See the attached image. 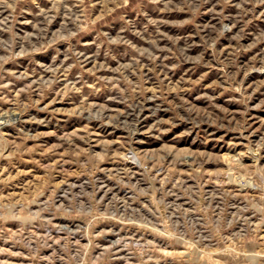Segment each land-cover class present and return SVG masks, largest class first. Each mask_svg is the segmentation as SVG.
I'll return each instance as SVG.
<instances>
[{"label":"rangeland","instance_id":"374dc122","mask_svg":"<svg viewBox=\"0 0 264 264\" xmlns=\"http://www.w3.org/2000/svg\"><path fill=\"white\" fill-rule=\"evenodd\" d=\"M0 264H264V0H0Z\"/></svg>","mask_w":264,"mask_h":264}]
</instances>
